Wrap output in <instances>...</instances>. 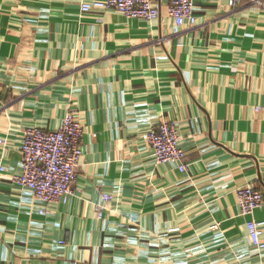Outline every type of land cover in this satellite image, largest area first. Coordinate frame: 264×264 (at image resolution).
<instances>
[{"label": "crops", "instance_id": "crops-1", "mask_svg": "<svg viewBox=\"0 0 264 264\" xmlns=\"http://www.w3.org/2000/svg\"><path fill=\"white\" fill-rule=\"evenodd\" d=\"M84 1L0 0V264H264L247 227L264 203L243 215L236 193L264 190V0H195L182 26ZM69 111L84 154L47 204L13 177L25 130ZM160 122L186 171L148 144Z\"/></svg>", "mask_w": 264, "mask_h": 264}, {"label": "built area", "instance_id": "built-area-1", "mask_svg": "<svg viewBox=\"0 0 264 264\" xmlns=\"http://www.w3.org/2000/svg\"><path fill=\"white\" fill-rule=\"evenodd\" d=\"M228 1L231 6L242 2ZM164 5L178 26L197 23L195 0H92L81 3V10H116L127 18L154 20L160 17ZM83 136L84 127L72 111L64 116L61 125L55 130L27 128L21 148L22 173L15 175L14 181L30 189L40 201L47 204L67 202L73 193L78 178L77 167L84 154ZM146 139L158 162H171L178 165L181 171H186V151L174 123L160 122L153 125ZM4 171L5 168L0 167V173ZM236 193L243 215H252L264 203V190L255 185L239 187ZM103 196L105 203L113 199L107 193ZM103 209V205L96 208L100 216ZM45 212V208L41 209V213ZM247 227L254 246L264 250V220H250Z\"/></svg>", "mask_w": 264, "mask_h": 264}]
</instances>
